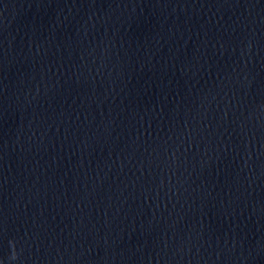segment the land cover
Masks as SVG:
<instances>
[{
    "label": "water",
    "instance_id": "water-1",
    "mask_svg": "<svg viewBox=\"0 0 264 264\" xmlns=\"http://www.w3.org/2000/svg\"><path fill=\"white\" fill-rule=\"evenodd\" d=\"M0 264H264V0H0Z\"/></svg>",
    "mask_w": 264,
    "mask_h": 264
}]
</instances>
